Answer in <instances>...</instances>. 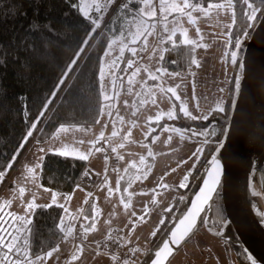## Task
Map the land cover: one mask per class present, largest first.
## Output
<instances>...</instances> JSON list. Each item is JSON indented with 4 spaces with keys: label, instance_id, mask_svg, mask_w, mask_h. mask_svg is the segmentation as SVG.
<instances>
[{
    "label": "rangeland",
    "instance_id": "obj_1",
    "mask_svg": "<svg viewBox=\"0 0 264 264\" xmlns=\"http://www.w3.org/2000/svg\"><path fill=\"white\" fill-rule=\"evenodd\" d=\"M171 2L182 4V0H170ZM189 2L192 3L190 0ZM102 7L103 12H97L93 0H79V9L83 8L84 12L89 14L88 18L95 19L94 13H96V18H101V28L113 12L107 5H102ZM81 14L84 16L82 12ZM192 16L195 24L190 23L187 16L177 13L170 15L167 23L170 30L175 28L176 33H180L182 41L187 38L196 41L197 44L207 46L196 47L191 45L192 51L195 48L192 57L196 59L199 66L194 64L184 73L182 71L172 72L179 73L175 77L158 73L157 75L161 78L156 81L149 78V73L155 72L157 68H162L159 56L161 49L166 48V44L158 45L159 37L155 41L156 36H150L148 37V50L145 52L138 51L133 56L128 47L131 45L132 48L139 49L142 46V41L140 43L132 42V34L135 31L134 25L141 23V17L137 14L131 24L122 23V25L127 24L125 26L126 31L122 30V34L126 35L127 39H123L122 35L111 39L105 51L111 44L112 54L110 57H106L104 51L101 59L103 63H101L100 69L103 67L105 73L104 92L114 98L109 102L104 101L100 85L102 103L98 118L99 123L89 127L67 126L69 129L67 132H56L52 139L44 143L30 142L28 149L0 188V204L11 201L10 206L4 208L5 213L11 212L18 216H27L25 205L32 201L33 196H35V204L43 206L52 204V195L55 193L56 204H62L67 209L65 212L62 208L64 236L67 237L62 240H71L72 248L67 247L65 250L70 248L72 250L76 245L73 228L75 223L78 221L81 226L90 225L92 221H86L84 216L95 215L97 211L94 212V209L99 208L101 210L98 216L95 215L96 227L94 232L105 236L102 240L97 241H108L109 233L116 238L119 234L122 246L120 255H116L115 252L111 254L114 257L112 261L118 264L120 262L123 264L125 262L127 264L141 263L147 254V250H152V247L155 246L151 243L152 238H155L152 233L154 231L158 233L161 227L159 222L161 219L164 220L165 209L172 208L181 201L180 197L183 193L178 185L183 176L189 172V169H192L193 163L196 162L195 158H190L192 153L205 139L204 136H191L190 131H184L188 129L186 127L167 125L163 128L160 121L163 118H168L167 113L170 110L175 113L174 119L183 116L179 110L181 102L185 104L193 116L197 117L207 115L209 118L213 116L215 112H218L215 111L217 103H221L225 109L224 112H227L229 110V103L227 102L230 92L233 91L230 82L238 70V64L233 65L231 63L230 44L226 43L229 36L223 35V33L231 34L232 28L225 27L231 23L230 12L228 10H211L205 16L203 12L197 10L192 13ZM157 17L156 29L159 27L160 35L167 40L169 33L163 32V23L159 20L158 6ZM130 25L133 26L132 31L129 30ZM197 28L200 29V35L197 34ZM185 29L187 30L186 37L183 33ZM122 47H124L123 57L113 66L111 60L121 55L120 49ZM153 48H156L155 53L152 51ZM236 51L239 58V50ZM129 59L135 61L133 67L128 71H122L127 67L126 62ZM122 63H124L123 66ZM136 67H140L141 71L132 78L133 83L130 86L128 77L132 71H135ZM145 68L148 71H145ZM117 77H122L123 80L117 79ZM113 81H115L114 84ZM176 85H180L179 88H176L180 101H176L171 93L161 92V88L167 89L176 87ZM129 87H131V92L128 91ZM221 89L223 91H220ZM138 93L139 95H137ZM194 96L195 99H193ZM153 98L155 103H152ZM108 103H111L113 107H105ZM174 104L175 108H173ZM109 111L112 113L111 116L107 115ZM157 116H159L158 121ZM195 121H203V119ZM172 128L181 131L173 132ZM190 129L201 130L199 127ZM212 129H215L217 135L219 128L215 122L207 128L209 131ZM156 130L158 131L157 135L154 132ZM113 131L117 133L116 136L112 135ZM101 133H103L104 139H100ZM154 134L155 136H153ZM169 135L172 139L165 143L168 141ZM154 137L156 138L155 142H153ZM121 145L123 146L121 147ZM40 148L45 151H39ZM97 148L102 150L96 151ZM113 148L116 149L115 152L112 151ZM107 149L110 150V157H106ZM150 151L151 156L149 155ZM47 152H63L67 156L73 157L86 154L88 158L83 176L86 179L90 177V181L79 183V187H76L70 194L58 193L51 188L42 186L40 183L41 166L38 167V165H41L40 157L44 158ZM118 157H122V159H118ZM141 157L144 158L143 162H141ZM111 159L117 161V164L110 165ZM181 161H187V163H181ZM29 169L33 171H29ZM172 169H176V171L173 172ZM94 179L97 181V186L91 183ZM160 184H166L170 187L167 189L158 188L157 186ZM20 187L25 189L22 197L19 193ZM109 189L112 190L111 194H109ZM153 189H156L155 193ZM100 205H102L101 208ZM87 208L88 211L85 213ZM145 211L147 212L146 215ZM33 214L34 210L32 218ZM140 216H144L143 221L138 219ZM5 219L10 218L5 215ZM198 231L190 238L186 246L181 247L168 264H191V262L199 264L201 260V264L219 263L216 255L217 250H223L222 242L207 231ZM112 239L114 238L112 237ZM64 245L61 243L60 247ZM96 250L97 256L92 254L82 262L78 260H83V258L71 260L69 264H107L108 254L101 247L99 249L97 244ZM69 252L65 253V260L68 259ZM55 254L56 252L51 259L47 260L46 264H55ZM127 254L130 256L126 257ZM41 264L44 262L41 261Z\"/></svg>",
    "mask_w": 264,
    "mask_h": 264
},
{
    "label": "trees",
    "instance_id": "obj_2",
    "mask_svg": "<svg viewBox=\"0 0 264 264\" xmlns=\"http://www.w3.org/2000/svg\"><path fill=\"white\" fill-rule=\"evenodd\" d=\"M190 1L196 2V0ZM207 2L209 0H199L204 7H207ZM212 2H220V0H212ZM251 2L260 8V12L257 14L254 26L249 29H245L246 18L242 15L244 6L239 2L236 3V24L231 30L230 38L234 41L242 30L248 32V37H241L240 48L236 49L240 53L238 64L245 51L247 40L264 12V0H251ZM72 4L76 7H71ZM137 14L132 7L128 9V14L123 10L112 12L103 28H98L85 46L83 41L88 38L91 31L92 26L89 22L91 18L81 14L79 0H0V171L6 169L7 163L15 155V162L12 168L7 170L5 178L13 171L28 149L30 142L44 143L52 139L61 125L89 127L96 124L102 103L99 80L102 56L111 39L120 35L123 39H127V36L122 34V30L126 31L127 24L122 25V23L131 24L133 17ZM94 16L96 18V13ZM129 30H133L132 25L129 26ZM160 31L158 27L156 32L160 33ZM173 39L178 47L173 49L171 43H165L168 51L163 53L165 58L160 63L167 71L184 73L194 66L191 63L192 46L182 43L180 33H176ZM82 46L84 52L80 54L67 79L58 87L68 65ZM128 48H132L131 45ZM229 50L230 55L234 50L232 45ZM121 65L123 66L124 63ZM234 80L235 76L230 82L233 87ZM232 97L233 91L229 95L227 112H215L208 120L194 121L181 116L177 119L163 118L160 121L163 128L167 125H176L188 129L192 127L204 129L205 126L208 128L214 122L219 128L214 138L207 137L209 143L203 146L204 153L196 162L194 172H191L189 176L188 187L180 188L183 193L182 197L189 196L194 191L197 180L207 165L206 158H210L209 154L213 153L217 138L220 137L222 129L225 130L229 121ZM49 100L51 103L47 104L45 109L44 106ZM41 111L44 112L43 116H40ZM34 121H38L36 129L21 149L20 145ZM154 132L157 135L158 131ZM53 153L56 152H47L44 155L40 169V183L55 192L70 194L80 183L87 161L79 157ZM5 178L0 183V188ZM187 196L179 201L178 205L172 207L171 212H164V224H161L158 233L154 235L155 238H152L153 246L167 234L177 216L182 213L186 206ZM215 203L217 210L213 211V218L223 219L220 190ZM95 211H97L95 215L98 216L99 208ZM61 215L62 208L55 204L51 207L34 209L30 225L32 232L30 235L27 232L24 233L25 238L30 241L33 255L40 251L46 252L51 247L59 245L62 237H65V231L61 233L57 227ZM99 235L101 240L105 236L101 233ZM85 237L86 234L77 221L76 245L88 242V237ZM112 237L119 241L120 248L115 251V254L120 255L122 246L119 234L118 238ZM111 240L112 238H108L106 242H96L99 249L101 247L108 254V259L112 258L108 248ZM129 256V254L126 255V257ZM150 259L151 249L147 250L140 264H147Z\"/></svg>",
    "mask_w": 264,
    "mask_h": 264
},
{
    "label": "snow or ice",
    "instance_id": "obj_3",
    "mask_svg": "<svg viewBox=\"0 0 264 264\" xmlns=\"http://www.w3.org/2000/svg\"><path fill=\"white\" fill-rule=\"evenodd\" d=\"M96 11L97 12H103V7L102 5H107L110 7L111 11L117 12V11H125L126 14H128V9L132 7L134 12H137L139 16L141 17V23L139 25H134L135 31L132 34V42L133 43H140L142 41V46L137 49V48H130L129 51L135 56L137 52H145L148 50V37L150 36H158L159 39L157 41L158 45H163L165 43H171L172 48L178 47L176 41L173 39V37L176 35V29L172 28L171 30L168 28V17L172 15L173 13H177L180 15H184L188 17V20L190 23L195 24V20L192 16V13L194 11H201L204 13L205 16L209 14L211 10H228L231 14V23L225 25V27L231 29L233 26L236 24V3L239 2L242 4L244 7L242 9V15L243 17L246 18V24H245V29L252 28L254 26V22L257 19V14L260 12V8L256 7L251 0H220V2H212V0H209L207 2V7L202 6L199 3V0H196L194 3H190L189 0H182L181 3H174L171 2L170 0H93ZM71 7H76L75 4L70 5ZM157 6L159 7V12H160V17L159 20L160 22L163 23V32L164 33H169L167 36V40L160 35V33L155 32L156 29V24H157ZM190 9V10H189ZM85 17H88L89 14L84 12L83 8L79 9ZM135 19V17L133 18ZM175 19V17H174ZM90 24H91V31L88 34V38H86L83 41V45L88 44L89 38H91L92 34L101 26V18L97 17L95 19H90ZM197 34L200 35V29H196ZM186 32L187 30H183V33L186 37ZM223 35L229 36V39L226 41V43L232 45L233 49H239L241 45V37L247 38L248 37V32L246 30H242L240 35H238L235 40L233 41L230 37V33H223ZM202 39V37H201ZM183 44L185 45H194L196 47H207L206 45L203 44H197L196 41L190 40L185 38L182 41ZM127 47V45H125ZM195 48H193V51ZM153 53L156 52V48L152 49ZM165 51H168L166 48H162L159 56V60L163 61L164 60V55L163 53ZM84 52V47L82 46L80 50L76 53V57L71 61V63L68 65V68L66 69L64 73V77L59 81V85H62L64 83V80L67 79L68 74L72 71L73 66L76 65L77 60L80 57V54ZM124 53V47L120 49V56L114 58L111 60V63L113 66H115L118 62V60L122 59ZM112 54V45L110 44L108 46V50L105 51V56L110 57ZM231 57V63L233 65L238 64V52L236 50L231 51L230 53ZM151 58V57H149ZM103 63V61H101ZM127 67L125 69H122V71H128V69L132 68L135 61L132 59L127 60ZM172 63H176V61H172ZM192 64H196L199 66L198 62L196 61L195 58L191 60ZM238 67L240 69H243L244 64L239 63ZM145 71H148L147 68L144 69ZM141 71L140 67H136L135 71H132L128 77V83L131 86L133 83L132 78L138 75V73ZM166 74L171 77L178 76L179 73H172L168 72L167 69H162V68H157L155 72L149 73V78L153 81H156L160 79L161 77L158 76L157 74ZM104 79H105V73L103 70V67L100 69L99 73V80H100V85H101V93L103 96V100L106 102L111 101L114 97L112 95L107 94L104 92ZM117 79L123 80L122 77H117ZM115 81H113V84ZM235 89L238 91L240 88V77L237 76L235 78ZM180 85H176V87H169L167 89L161 88L162 93H171L172 97H175L176 101H180V96L176 92V88H179ZM129 92H131V87L128 89ZM194 91V89H193ZM220 91H223L221 89ZM55 95V93H53ZM118 95V93H116ZM139 95V93L137 94ZM154 96V94H153ZM195 99V96L193 97ZM51 100H49L45 104V109L47 108V104H50ZM152 103H155V99H152ZM125 104H127V101H125ZM107 108H112L113 105L111 103H108L105 105ZM173 108H175V104L173 105ZM180 112L183 114L185 118L191 119V120H197V119H203V120H208V116L204 115L201 117L193 116L188 110L187 107L183 102H181L179 106ZM102 113H103V108H102ZM215 111L218 112H224L225 109L224 107L221 106V103H217L215 107ZM111 111L107 112V115L111 116ZM44 112L41 111L40 116H43ZM167 116L169 119H174L175 118V113L173 110H170L167 113ZM157 121L159 120V116L156 117ZM38 121H34L31 125V129L26 133V136L24 137V140L22 144L20 145L21 149L23 148L24 144L27 143V140L29 137H32L33 135V130L36 129ZM96 123H99V120L96 121ZM69 129L65 125H61L60 128L57 129V133L63 131L67 132ZM167 131V129H165ZM173 132H180V129L172 128ZM184 131H190L191 136L193 137H199V136H204L205 139L202 141L201 145L196 148V150L192 153V157L190 158H195V161L198 162L200 156L203 155L204 153V145H207L209 143V140L207 139L208 136H216L215 129H212L211 131L207 130V126H205L204 129H201L199 131L192 130V129H186ZM113 136H116L117 133L113 131L112 133ZM228 136L227 130H223L220 133V137L217 138L216 140V147L213 151V153H210V158L207 159V169L205 172L206 178L202 179L203 187L199 189V194L196 196V199L194 202H191V209L187 211L186 215H184L182 218H179V226L176 227L175 231L170 230V240L169 242H162V247L155 252V259L153 260L152 264H164V261L167 259L168 256L172 254V246H179L186 238L190 236L191 233L194 232V230L197 227V221L198 218L200 217V213L204 211L205 207L209 204V201L213 200V196L215 194H218V189L221 187V181L222 177L224 174V164L222 163V160L220 158V154L222 153L223 150L226 149V142L223 139L224 137ZM183 138V137H182ZM100 139H104L103 133H101ZM155 137L153 138V142H155ZM172 139L171 135L168 137V141L165 143L170 142ZM80 143H83V141H80ZM94 143V142H93ZM123 145H121L122 147ZM102 149L97 148L96 151H101ZM39 151L44 152L45 150L43 148H40ZM51 151V150H49ZM113 152L116 151L115 148L112 149ZM53 154H59V155H66V153L63 152H56ZM18 155V153H17ZM149 155L151 156L152 153L151 151L149 152ZM88 156L86 154H80L79 159L81 160H87ZM43 157H40L41 165L43 162ZM118 159H122V157H118ZM144 158L141 157V162H143ZM15 162V155L13 156V159L7 163L6 169L3 171H0V183L3 182L5 176L7 175V170H10L12 168L13 163ZM196 162L193 163L192 169H189V172L186 173L181 182L179 183L178 187L180 188H186L188 187L187 181L189 180V176L191 172L195 169L196 167ZM181 163H187V161H181ZM41 165H38L40 167ZM179 166V165H178ZM29 171H33L32 169H29ZM107 171V170H106ZM172 171H176V169H172ZM90 178V177H89ZM79 185H77V188ZM158 188H164L167 189L170 186L166 184H160L157 186ZM15 190V188H13ZM47 191V189H45ZM111 189H109V194H111ZM126 191V189H125ZM25 189L23 187L19 188V193L21 197L24 195ZM153 192H156V189H153ZM143 194V193H141ZM255 195V193H254ZM181 200L184 199V197H180ZM57 197L56 194L53 193L52 195V204L49 205H36L35 204V196H33V199L31 202H28L25 205V212L28 213L27 216H18L15 213H5L4 208L6 206H10L11 201H5L3 204H0V264H41V261L46 264L48 259H51L53 257V254L55 252L59 251V245L57 244L55 247H51L50 250L43 252L40 251L33 255L31 247H30V241L25 238L24 233H28L29 235L32 232V229L30 227L32 223V212L35 208L37 207H51L53 204H56ZM87 203V201H86ZM155 203V201H153ZM56 206L64 208V205L62 204H56ZM125 207H127V204H125ZM64 211L67 212V209L64 208ZM95 211V209H94ZM166 212H171V208L165 209ZM147 212L145 211V215ZM5 215L9 217L10 219H5ZM135 215V214H133ZM258 217L260 219V222L264 224V211L259 212ZM84 219L86 221L91 220L92 223L88 226L82 225L81 227L84 230V233H88L90 231H93L95 229V220L96 216H84ZM140 221L144 220V216H140L138 218ZM160 224H164V220L161 219ZM64 218L63 216L60 217V223L57 225L59 228L60 232L63 233L65 231L64 227ZM71 231V229H69ZM156 232L154 231L152 235H155ZM66 239L67 237H62ZM86 238V237H85ZM111 233H109V239H111ZM99 246V245H98ZM135 251V250H133ZM83 252V246L81 244H77L74 246V252L71 256V260L75 261L80 258V255ZM59 259V258H57ZM248 259L251 261V264H256V261L251 257L248 256ZM127 264V262H125Z\"/></svg>",
    "mask_w": 264,
    "mask_h": 264
},
{
    "label": "water",
    "instance_id": "obj_4",
    "mask_svg": "<svg viewBox=\"0 0 264 264\" xmlns=\"http://www.w3.org/2000/svg\"><path fill=\"white\" fill-rule=\"evenodd\" d=\"M240 63H243L244 67L243 69L238 67L235 76L240 77V88L237 91L234 83L230 116L225 128L228 136L223 138L226 149L220 154L224 174L218 191L221 193L226 216L223 228L230 224L247 258L251 256L256 264H264V224L257 215L260 211L250 181V158L252 150H255L258 159L257 174L264 187V12L247 40ZM206 169L207 165L199 176L194 191L187 197L184 210L177 216L167 234L151 250V259L147 264H152L156 258L155 252L162 247V242H169L170 230L175 231L179 226V218L191 209V202L195 201L199 189L203 187L202 179L206 178ZM211 203L212 201H209L205 207L208 209L205 220L208 229ZM203 212L200 213V217ZM194 232L178 247L172 246V254L167 257L164 264L169 262ZM210 232L215 235L221 234L211 230ZM249 262L251 264L250 260Z\"/></svg>",
    "mask_w": 264,
    "mask_h": 264
},
{
    "label": "flooded vegetation",
    "instance_id": "obj_5",
    "mask_svg": "<svg viewBox=\"0 0 264 264\" xmlns=\"http://www.w3.org/2000/svg\"><path fill=\"white\" fill-rule=\"evenodd\" d=\"M216 196H217V194L215 195V197L213 198L212 203H211V211H210L209 221H208L209 229L205 225V220H206L207 212H208V209H205L203 214L201 215L199 221H198V226H197L195 232L197 233L198 230H199L198 232H200L202 230L207 231L210 235H213L214 237H216L217 239H219L222 242L223 250H217V255H216V257L219 259L218 264H250V262L246 256V253L243 249V246L240 244V241L238 240V237L236 236V233L233 230V227L229 224L225 228H223L226 216H225L224 207L222 204V199H221V205L223 207L224 217H223V219H221L220 217H219V219L213 218V211L217 210V208L215 207ZM222 228H223V231H222ZM210 230L215 231V232H220L221 234L215 235V234L211 233ZM195 232H194V234H196ZM189 240L187 241V243L184 246H186L188 244ZM170 260H169V262H170ZM201 261L199 262V264H201ZM191 264H193V263L191 262Z\"/></svg>",
    "mask_w": 264,
    "mask_h": 264
},
{
    "label": "crops",
    "instance_id": "obj_6",
    "mask_svg": "<svg viewBox=\"0 0 264 264\" xmlns=\"http://www.w3.org/2000/svg\"><path fill=\"white\" fill-rule=\"evenodd\" d=\"M78 133H79V131H78ZM197 144H198V142H197ZM85 181L87 183L90 180H89V178L86 179L85 176H82V181L80 183H84ZM91 183H92V185L97 186V181L95 179ZM101 206L102 205H100L99 207L101 208ZM99 210H101V209H99ZM76 224H77V222L75 223V225L73 227L74 228V238H75V226H76ZM85 234H87V237L89 239L88 240L89 243L88 242H86L84 244L80 243L83 246V252L80 255V258L79 259L83 258V260H78L79 262H82V261L88 259L89 258L88 256H90L92 254H94L95 256H97V253H98L97 250H96V244H97L96 242L100 238V235L99 234H96V232H94V231H91V233L88 232V233H85ZM61 243H64L65 245L63 247H60L61 246ZM72 243H73V241H72ZM75 243H76V241H75ZM72 246H73V244L71 245V240H62L59 243V251L56 252V254H55V264H69L70 263L71 256H72V254L74 252V247L71 250ZM67 247H71V248L68 249V250H65ZM70 250H71V252H69ZM66 252H69L68 253V255H69L68 256V259L70 258L69 260L68 259L67 260H64V256H65V253ZM103 257H105V256H103ZM107 257H109V256H107ZM57 258H59V259H57ZM113 259H114V257H112L111 259H108L107 260V263L108 264H111L113 262L112 261ZM66 261H68V262H66Z\"/></svg>",
    "mask_w": 264,
    "mask_h": 264
},
{
    "label": "bare ground",
    "instance_id": "obj_7",
    "mask_svg": "<svg viewBox=\"0 0 264 264\" xmlns=\"http://www.w3.org/2000/svg\"><path fill=\"white\" fill-rule=\"evenodd\" d=\"M257 166H258V159L255 150L251 152L250 158V181L252 192L255 198V201L258 205V209L260 212L264 211V187L262 186L260 179L257 174Z\"/></svg>",
    "mask_w": 264,
    "mask_h": 264
},
{
    "label": "built area",
    "instance_id": "obj_8",
    "mask_svg": "<svg viewBox=\"0 0 264 264\" xmlns=\"http://www.w3.org/2000/svg\"><path fill=\"white\" fill-rule=\"evenodd\" d=\"M107 157H110V150L109 149H107ZM116 164H117V161L112 160V159L110 160V165L114 166ZM8 180H9V178H8ZM108 248H109L110 253L113 254L116 250H118L120 248L118 240L116 241L115 239H112L110 241V245L108 246ZM119 260H121V258H119ZM113 264H118V263L113 262ZM119 264H123V262H120Z\"/></svg>",
    "mask_w": 264,
    "mask_h": 264
}]
</instances>
